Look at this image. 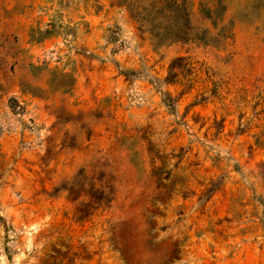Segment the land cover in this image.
Returning a JSON list of instances; mask_svg holds the SVG:
<instances>
[{
	"label": "rangeland",
	"instance_id": "obj_1",
	"mask_svg": "<svg viewBox=\"0 0 264 264\" xmlns=\"http://www.w3.org/2000/svg\"><path fill=\"white\" fill-rule=\"evenodd\" d=\"M155 1L115 0L142 40L112 27L111 54L151 57L61 152L40 117L67 116L42 109L74 84L62 17L97 0L0 8V264H264V0H186L179 37Z\"/></svg>",
	"mask_w": 264,
	"mask_h": 264
},
{
	"label": "crops",
	"instance_id": "obj_2",
	"mask_svg": "<svg viewBox=\"0 0 264 264\" xmlns=\"http://www.w3.org/2000/svg\"><path fill=\"white\" fill-rule=\"evenodd\" d=\"M12 1L0 0V8L5 5L10 8L9 3ZM128 17L125 9L118 6L115 0H97L95 3L81 6L78 10L67 11L62 17L66 27L74 28L78 22H83V26L75 28L76 35L73 38L68 37L72 38V45L77 50L72 52L66 65V72L69 71L74 76L73 87L69 91L61 90L56 93L60 97V102L56 105L52 103L42 105V109L51 111V114L55 110L67 113L65 121L62 115L52 114L50 123L43 115L40 117V136L43 137L51 126L49 132L53 137L51 141L58 145L59 152L66 149L71 151L73 148L69 146L88 142L89 121L100 119V113L105 111L108 97L114 99L126 90L128 82L121 73L122 67H139L143 59L151 57L146 55L147 46L137 53L130 49L111 54L114 44L108 43L107 32L112 27H121L125 34H130L129 37H125L129 40H133L136 36L135 43L137 40H142L138 38L136 30L133 32V28L128 27L126 23ZM7 22L12 26L15 21L9 18ZM21 25L24 32L30 30L31 23L26 17L23 18ZM54 40L64 45L65 39L62 37L58 36ZM145 49L146 54L142 53ZM179 51L180 48L169 46L164 48L163 53L166 54V58L173 59L181 56ZM64 100L66 102L62 103ZM103 130L104 137L105 125ZM98 136H101L100 132Z\"/></svg>",
	"mask_w": 264,
	"mask_h": 264
},
{
	"label": "trees",
	"instance_id": "obj_3",
	"mask_svg": "<svg viewBox=\"0 0 264 264\" xmlns=\"http://www.w3.org/2000/svg\"><path fill=\"white\" fill-rule=\"evenodd\" d=\"M157 1L161 3H156ZM154 3L161 4L160 11L162 14L158 15H162V18H168L170 23L176 24L174 27L167 28L164 34H176L177 37L188 35V31H184L183 26H180V23L186 25L190 22V14L184 5L186 0H156ZM170 40L175 41L177 38L175 37Z\"/></svg>",
	"mask_w": 264,
	"mask_h": 264
},
{
	"label": "built area",
	"instance_id": "obj_4",
	"mask_svg": "<svg viewBox=\"0 0 264 264\" xmlns=\"http://www.w3.org/2000/svg\"><path fill=\"white\" fill-rule=\"evenodd\" d=\"M65 42H66V44H67L68 46H71V41L66 40Z\"/></svg>",
	"mask_w": 264,
	"mask_h": 264
}]
</instances>
